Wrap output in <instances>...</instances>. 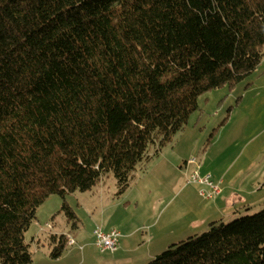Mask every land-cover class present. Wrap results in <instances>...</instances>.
<instances>
[{"label": "trees", "instance_id": "1", "mask_svg": "<svg viewBox=\"0 0 264 264\" xmlns=\"http://www.w3.org/2000/svg\"><path fill=\"white\" fill-rule=\"evenodd\" d=\"M262 60L264 0H0V264L31 262L25 234L50 196L111 174L124 193L202 94ZM65 238L48 236L53 259ZM146 264H264V209Z\"/></svg>", "mask_w": 264, "mask_h": 264}, {"label": "rangeland", "instance_id": "2", "mask_svg": "<svg viewBox=\"0 0 264 264\" xmlns=\"http://www.w3.org/2000/svg\"><path fill=\"white\" fill-rule=\"evenodd\" d=\"M197 103L183 131L148 162L137 165L124 193L118 194L111 174L89 192L45 200L25 234L29 264H98L118 256L98 251L96 228L134 231L130 244L141 247L134 264H146L152 259L144 250L150 241L154 246L150 249L160 248L161 253L171 244L206 232L211 223H229L263 210L264 65L233 87L202 94ZM192 158L195 161L188 163ZM195 170L200 177L210 175L211 182H221L214 200L202 198V187L190 182ZM64 201L74 219L61 211ZM48 223L51 230L44 227ZM54 234L76 242L73 247L66 245L60 261L49 253L52 246L47 238Z\"/></svg>", "mask_w": 264, "mask_h": 264}, {"label": "built area", "instance_id": "3", "mask_svg": "<svg viewBox=\"0 0 264 264\" xmlns=\"http://www.w3.org/2000/svg\"><path fill=\"white\" fill-rule=\"evenodd\" d=\"M194 158L188 160V163L194 162ZM211 176L206 175L204 177H200L198 170H195L193 174L191 175L190 182H193L199 186L202 187V189L199 192V195L204 198L205 200L212 201L214 200L217 196L220 195L221 192V187L220 183H214L211 182ZM44 227L46 229L51 230L52 227L50 224H46ZM94 235V245L99 249L98 251H102V253H115L117 249H119L120 246V239L121 235L119 231L112 229L108 232H104L101 230V228H96L93 231ZM67 239V245L72 246L75 244L74 239L70 237H66Z\"/></svg>", "mask_w": 264, "mask_h": 264}, {"label": "crops", "instance_id": "4", "mask_svg": "<svg viewBox=\"0 0 264 264\" xmlns=\"http://www.w3.org/2000/svg\"><path fill=\"white\" fill-rule=\"evenodd\" d=\"M263 61L264 60H262V62L260 63L259 67L264 65ZM108 231H106V232H108ZM133 232L134 231H128L125 234H123V233H121L119 231V233L121 235L120 236L121 237L120 246H119V249H117L116 252H115V253H118V256H116L115 258L113 257V258L108 259V260H102V261L99 260L98 264H134L135 262H138V256L135 255V254H137L138 249H139L140 246L137 243H132V245L130 244L131 241H132V238L134 237V235H136V233L134 234ZM66 237H69V236L66 235ZM36 243L39 244V241H36ZM75 244H76V242H75ZM67 246H69V245H67ZM69 247H73V245L69 246ZM153 247L154 246H152L151 241H150V242H148V244H146V246L144 248L145 252L147 254H151L150 256H152V258L155 257L156 255H158L160 253V250H162V249L159 248V250H157V252L156 251H152V249H150V248H153ZM78 250L80 252L83 251L84 250V246L79 247ZM63 258H64L63 256L59 257L58 259H56V261H60ZM87 258L88 257H85V260ZM143 264H145V263L143 262Z\"/></svg>", "mask_w": 264, "mask_h": 264}]
</instances>
